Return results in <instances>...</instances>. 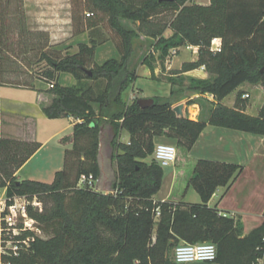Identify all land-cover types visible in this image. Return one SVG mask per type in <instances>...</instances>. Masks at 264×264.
Masks as SVG:
<instances>
[{"label": "trees", "instance_id": "16d2710c", "mask_svg": "<svg viewBox=\"0 0 264 264\" xmlns=\"http://www.w3.org/2000/svg\"><path fill=\"white\" fill-rule=\"evenodd\" d=\"M188 1L85 0L88 19L80 16V9H74V33L81 27L94 29L98 22L91 17L100 13L107 16L110 28L121 39L117 46L120 60L88 69L86 57L94 56L93 48L64 57L60 47L51 46L49 32L28 28L23 0H0V86L35 89L37 81L53 85L46 91L54 99L44 109L45 116L80 121L74 125L64 169L57 173L52 185L16 180L11 183L41 144L0 136V195L6 188L9 197L28 195L41 199L47 195L56 203L50 213H31L48 237L38 238L30 252L2 258V263L177 264L172 253L180 244L206 242L217 246L216 262L220 264H254L262 256L264 223L243 236L239 220L208 206L217 190L229 189L244 167L203 159L188 161L208 125L264 136V104L258 115L248 114V99L241 91L232 108L222 104L245 83L264 87V0H210L208 5H187ZM167 11L178 12L171 23L176 32L165 38L167 24L156 22L158 30L152 36L157 34L159 41L155 49L164 63L172 50L199 47L198 61L184 64L179 75L183 77L201 67L210 74L205 80L189 78L192 91L213 95L216 100L207 120L176 114L174 109L182 92L175 89L174 78L170 80L174 87L170 95L153 97L152 108L142 109L137 100L132 104L124 100L137 80L130 67L135 43L141 38L125 22H139L141 29ZM214 39L222 41L219 53L210 50ZM41 64L46 68L39 71ZM64 73L74 75L78 84L62 86ZM85 79L105 80L104 91L93 96L92 88L82 86ZM94 104L99 106V112ZM103 127L111 131L113 151L119 150L113 153L117 180L108 194L78 186L83 176L100 178L98 154ZM123 131L130 135L129 143L118 141ZM157 138H167L177 146L176 164L180 162L181 167L166 202L155 200L165 175L164 167L150 160ZM187 172L190 175L186 178ZM190 188L198 193L201 203L184 202Z\"/></svg>", "mask_w": 264, "mask_h": 264}, {"label": "rangeland", "instance_id": "374dc122", "mask_svg": "<svg viewBox=\"0 0 264 264\" xmlns=\"http://www.w3.org/2000/svg\"><path fill=\"white\" fill-rule=\"evenodd\" d=\"M139 2V0H137ZM210 0H190L187 5L199 4L208 5ZM14 1L11 4L13 11ZM24 7V0H23ZM88 4L85 0H73V10L80 9V16L84 19H88L87 9ZM25 12V7H24ZM89 12V11H88ZM178 12L167 11L163 12L161 15L157 16L152 20L151 23L144 25L141 29L139 22L133 23L126 21L125 24L132 29L139 32L141 38L135 43V54L131 63V71L135 73L137 77V82L131 85L127 92L125 93L124 100L128 104H132L135 100L144 97H166L168 95V90L171 88L170 80H177L176 90H181L180 98L181 100L176 104V106L183 104L185 106L184 116L191 118L198 114V119L207 120L211 114L213 104L216 102L215 99L208 98V95L197 94L192 91L191 81L188 77L180 76L181 67L183 64H188L192 62L193 50L188 49V46H182L177 49V53L170 52L169 58L162 63L160 57V52L155 49V45L159 41V37L156 35L152 36V33L157 32V27L154 26L156 22H160L163 25L167 24V29L163 36L165 38H170L175 34V29L171 27V23L176 18ZM26 15V12H25ZM13 17V16H11ZM94 21L98 22V25L93 29L81 27L78 29L77 34L74 33L73 36L68 39V42L63 46H60L63 51L64 57H71L78 55L83 48H93L95 50L94 56H87L89 61L88 69H92L94 65H103L105 62L110 60H120L121 55L118 50V45L121 43L120 37L110 28L108 24L107 16L97 13L96 16L91 17ZM10 19V17H9ZM27 19V17H26ZM28 25V23H27ZM149 35V36H148ZM151 35V36H150ZM199 55L196 56V61H198ZM150 62V63H149ZM169 65L172 66L168 70ZM39 71L45 70V64L38 65ZM60 84L64 87H74L78 84V81L74 75L69 73H64L61 75ZM39 87L48 88L47 84L40 82ZM85 89L92 88L93 96L100 94L104 91L106 86L105 80H88L85 79L82 83ZM174 87H172L173 89ZM7 92V93H6ZM6 92L3 94L6 99L21 101L24 103L35 104L37 101V92L18 89V88H7ZM244 94H249L250 91H241ZM49 95V94H48ZM237 95L230 94L225 101L222 102L223 105L232 108L235 104ZM249 101L252 100L258 106L262 99V93L257 91L253 92L252 99L247 98ZM262 104V106H263ZM95 109L99 112V106L94 104ZM26 109H20V111L11 110V108H6L3 117V135L4 137H9L10 134L23 123L24 115L26 114ZM23 118V119H22ZM73 123L80 122L76 118H72ZM195 120V119H192ZM32 127V126H30ZM38 133L37 142L41 144V149L31 158V161L27 164L25 169L20 173V177H17L11 181L13 183L16 180L18 183L22 181L39 182L47 185H52L56 180V175L61 172L65 166V152L72 148L71 145H64L61 140L66 136L72 134L74 130L70 128V121L68 118L59 119H36L32 127ZM61 134L55 136L57 133ZM126 131H123L118 141L121 143L126 142ZM167 142V138H165ZM60 141V142H59ZM171 144H174L170 141ZM43 145V146H42ZM119 152L118 149L114 150V154ZM190 160L188 163L195 161L192 155H189ZM150 160H154L153 156ZM175 164V163H174ZM170 165L164 167L165 174L167 175L171 170H180V162L175 165ZM115 170L117 168V163L114 160ZM175 167V168H174ZM190 172H187V177H189ZM185 178V179H186ZM22 180V181H21ZM97 187V185H96ZM96 190V188H95ZM190 190H194L190 188ZM6 188L2 190L5 192ZM198 196V195H196ZM199 198V197H198ZM44 204V212L50 213L56 206L54 199L51 196L44 195L41 197ZM48 235L44 232L43 238H47ZM156 233H153V239L155 240ZM213 243V242H208ZM214 244V243H213ZM174 252L172 253L173 259Z\"/></svg>", "mask_w": 264, "mask_h": 264}, {"label": "crops", "instance_id": "0c3cea01", "mask_svg": "<svg viewBox=\"0 0 264 264\" xmlns=\"http://www.w3.org/2000/svg\"><path fill=\"white\" fill-rule=\"evenodd\" d=\"M24 7L28 28L31 31L49 32L52 47L63 46L64 44H66V42H68V39L73 36V0H24ZM192 47H194V50L193 59L191 61L195 62L196 56L199 55V47ZM171 67L172 66H170L168 62V70H170ZM183 76L201 80L209 79L211 77L204 67L184 73ZM40 82L41 81L36 82L35 89L0 86V136L2 138H12L21 141L37 142L38 133L32 127L36 119L42 121L45 119L46 116L44 114V109L50 106L54 99V96L52 94L46 92L49 88L48 86V88L38 86ZM135 82H137V80ZM7 88H18L36 91L37 101L35 104H30L21 101L6 99L3 94L6 92ZM171 91L172 84L171 88H169L168 90V95L166 97L170 95ZM240 91H250L252 95L253 92L257 91L260 94L262 93V99L264 100V87L260 83H245L236 91H234V94L237 95ZM252 95H250V99H252ZM262 104L263 102L261 101V103L256 107L254 106L256 105L255 102H253L252 100H248L246 112L250 115L256 116L259 114L262 108ZM6 108L7 110L8 108H11V110L14 111H20V109L22 108L26 109L27 111L23 116V123H21L19 127L15 128V130L12 132V134H10L9 137H4L3 135V117ZM68 119L70 121V128L74 130L75 123H73V119ZM61 133L62 131L57 133L55 136ZM73 133L63 138L61 140V143L64 145L72 146ZM106 137L108 139V152L113 161V168L115 170L113 159L114 151L110 145L111 131L109 129H106ZM125 137V141L129 142L130 135L126 133ZM167 140L168 141L165 142V138H157L156 145L161 143L171 144V140ZM190 155H192L195 160L203 159L243 166V172L234 181L231 187L229 189L223 187L219 188L210 200L208 206L212 208L217 207V209L220 211V214L228 215L236 220H239L243 231V236L249 235L255 229L263 225L264 136L208 125L192 148ZM30 161L31 159L18 171L17 177H20V173L25 169ZM115 171L117 174V168ZM175 181L176 170L173 169L167 175H164L162 187L158 194L155 196V200L159 202H166L170 200ZM196 195H198V193H196L195 190H189L184 199V202L191 204L201 203L200 196ZM158 220L159 218H156V222H158ZM154 232L156 233V231ZM189 264L220 263L196 262Z\"/></svg>", "mask_w": 264, "mask_h": 264}, {"label": "built area", "instance_id": "2783aa9c", "mask_svg": "<svg viewBox=\"0 0 264 264\" xmlns=\"http://www.w3.org/2000/svg\"><path fill=\"white\" fill-rule=\"evenodd\" d=\"M188 49L194 50V47L188 46ZM210 50L219 53L222 50V41L214 39L211 43ZM177 53V50H173ZM49 85V88H53ZM245 94L244 98H249ZM208 98L214 99L213 95ZM198 114L190 119L197 120ZM178 157V148L173 144L161 143L156 145L153 159L162 167H167L176 163ZM98 180L93 176H83L79 181L80 188H96ZM112 193V192H110ZM108 194V193H107ZM44 211L43 201L38 196H14L9 197L7 190L0 195V264L4 257H19L24 252H30L33 243L38 238H43L44 231L40 223L32 217V212ZM160 214L157 212L156 218ZM218 256L217 246L213 243L198 244H180L175 250L173 260L177 264H189L196 262H216ZM10 264V263H7ZM254 264H264V252Z\"/></svg>", "mask_w": 264, "mask_h": 264}, {"label": "water", "instance_id": "95a60500", "mask_svg": "<svg viewBox=\"0 0 264 264\" xmlns=\"http://www.w3.org/2000/svg\"><path fill=\"white\" fill-rule=\"evenodd\" d=\"M167 2H174L176 0H161ZM264 73V69L262 70ZM91 75V73H90ZM137 104L142 109H149L155 105V99L153 97H144L137 100ZM184 105H178L174 111L178 116H184ZM98 163L100 167V178L97 182L96 191L102 193L112 192V187L117 180L116 171L113 168V161L108 152V139L106 137V129L103 127L100 132V146L98 154Z\"/></svg>", "mask_w": 264, "mask_h": 264}]
</instances>
